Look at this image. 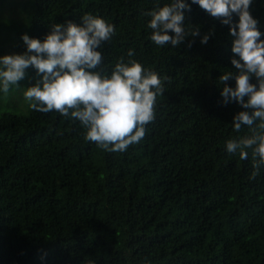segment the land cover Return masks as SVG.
<instances>
[{"label": "trees", "instance_id": "trees-1", "mask_svg": "<svg viewBox=\"0 0 264 264\" xmlns=\"http://www.w3.org/2000/svg\"><path fill=\"white\" fill-rule=\"evenodd\" d=\"M170 2L0 0L8 36L43 41L53 24L104 18L115 34L97 49L101 67L110 75L132 50L164 89L145 137L124 152L86 140L80 122L58 112L0 110V264H264V168L252 178L251 150L241 159L226 148L251 134L231 125L246 109L221 97L220 75L238 71L235 37L185 0V25L200 35L155 45L146 13ZM249 12L264 40V0H251ZM14 43L2 44L0 56L26 47ZM39 78L27 68L8 105L16 108L19 87ZM226 83L235 87L234 79Z\"/></svg>", "mask_w": 264, "mask_h": 264}, {"label": "clouds", "instance_id": "clouds-1", "mask_svg": "<svg viewBox=\"0 0 264 264\" xmlns=\"http://www.w3.org/2000/svg\"><path fill=\"white\" fill-rule=\"evenodd\" d=\"M192 2L228 25L235 37L231 64L238 71L220 75L221 97L224 103L235 101L246 109L233 116L231 125L236 132L246 126L251 134L228 140L226 148L241 159H247L251 150L255 159L251 175L255 178L264 168V40L260 39L258 21L249 12L251 0ZM185 10H190L185 0H171L146 13L151 17L148 27L155 45L177 47L186 36L200 35L198 28L186 27ZM233 14L239 17L235 24ZM81 19L82 24L51 25L43 41L23 34V53L0 56V90L7 93L11 85L19 86L25 70L34 67L40 78L24 92L31 109L55 111L78 120L86 129V140L105 151L124 152L145 137L146 125L154 121L157 97L164 91L162 80L132 59V50L127 52V61L119 58L107 74L101 67L102 52L97 49L112 39L115 27L99 16L86 14ZM208 38L203 35L201 43H207ZM252 77L256 84L250 82ZM230 79L235 80V87L226 83Z\"/></svg>", "mask_w": 264, "mask_h": 264}, {"label": "rangeland", "instance_id": "rangeland-1", "mask_svg": "<svg viewBox=\"0 0 264 264\" xmlns=\"http://www.w3.org/2000/svg\"><path fill=\"white\" fill-rule=\"evenodd\" d=\"M1 30V29H0ZM2 31V30H1ZM0 31V53H1V49H2V44L4 47L11 46L14 45V40L16 43L18 44H23V40H22V36L18 37L16 34L14 35H10L8 36L6 33V30ZM14 32V30H13ZM12 37L13 41L9 38ZM26 50V47H23L20 50H14L13 52L9 50L10 54L16 53V54H20L23 53ZM12 52V53H11ZM92 71H96L95 69H93ZM14 85H11L9 88V91L7 93L3 92L2 90H0V110L2 109H7L10 111H16L18 113H23L25 112L26 107L29 105V102L25 99L24 97V92H25V88L24 87H19V89L17 90V97L16 99H18L17 103H16V108H14V106L12 105H8V102L14 101Z\"/></svg>", "mask_w": 264, "mask_h": 264}]
</instances>
